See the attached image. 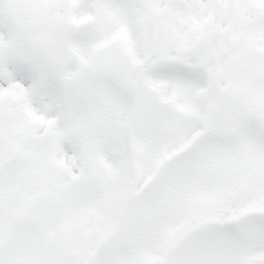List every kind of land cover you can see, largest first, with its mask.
<instances>
[{
  "label": "snow or ice",
  "instance_id": "1",
  "mask_svg": "<svg viewBox=\"0 0 264 264\" xmlns=\"http://www.w3.org/2000/svg\"><path fill=\"white\" fill-rule=\"evenodd\" d=\"M0 264H264V0H0Z\"/></svg>",
  "mask_w": 264,
  "mask_h": 264
}]
</instances>
